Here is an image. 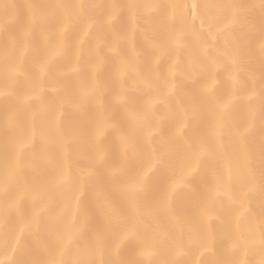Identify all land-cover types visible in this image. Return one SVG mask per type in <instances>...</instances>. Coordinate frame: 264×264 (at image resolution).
Returning <instances> with one entry per match:
<instances>
[{"label":"snow or ice","instance_id":"6c2138e0","mask_svg":"<svg viewBox=\"0 0 264 264\" xmlns=\"http://www.w3.org/2000/svg\"><path fill=\"white\" fill-rule=\"evenodd\" d=\"M0 264H264V0H0Z\"/></svg>","mask_w":264,"mask_h":264},{"label":"bare ground","instance_id":"6f19581e","mask_svg":"<svg viewBox=\"0 0 264 264\" xmlns=\"http://www.w3.org/2000/svg\"><path fill=\"white\" fill-rule=\"evenodd\" d=\"M13 2L22 3L24 0H13Z\"/></svg>","mask_w":264,"mask_h":264}]
</instances>
